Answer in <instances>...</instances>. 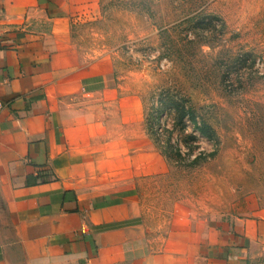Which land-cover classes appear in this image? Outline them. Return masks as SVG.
<instances>
[{
  "label": "crops",
  "instance_id": "crops-1",
  "mask_svg": "<svg viewBox=\"0 0 264 264\" xmlns=\"http://www.w3.org/2000/svg\"><path fill=\"white\" fill-rule=\"evenodd\" d=\"M96 1L0 0V201L25 263L264 264V207L215 221L146 200L139 104L71 37Z\"/></svg>",
  "mask_w": 264,
  "mask_h": 264
},
{
  "label": "rangeland",
  "instance_id": "rangeland-1",
  "mask_svg": "<svg viewBox=\"0 0 264 264\" xmlns=\"http://www.w3.org/2000/svg\"><path fill=\"white\" fill-rule=\"evenodd\" d=\"M73 19L79 51L108 58L120 90L139 104L143 164L149 154L158 163L157 177L142 180L146 200L215 221L264 207V0H97ZM163 97L185 103L215 140L188 122L174 127ZM163 127L182 160L169 161L154 144L164 143ZM189 134L196 141L187 158ZM0 251L11 264H26L1 201Z\"/></svg>",
  "mask_w": 264,
  "mask_h": 264
},
{
  "label": "trees",
  "instance_id": "trees-1",
  "mask_svg": "<svg viewBox=\"0 0 264 264\" xmlns=\"http://www.w3.org/2000/svg\"><path fill=\"white\" fill-rule=\"evenodd\" d=\"M160 107L167 109L170 114L174 116L173 118V126H182L184 129L186 128L184 123L188 122L190 126L193 128L195 132H197V135L208 140V141H214L215 140V134L213 130L205 124H197L196 120L194 119L191 109L186 106L185 103L181 102V100L174 99L173 97H163L160 99ZM161 130L164 131L166 137L164 139V143H159V141H154V144L161 150V154L171 161V157H174L177 159V161L182 160L180 154L174 150L171 146L170 140V134L171 131H168L166 127H163ZM196 141V136L194 134H189L185 137V142L187 144V158L190 155V152L194 150L193 143ZM178 149V148H177ZM172 152L174 154L172 155ZM215 154L211 153L208 155H198L192 159L189 163L186 164L187 167H195L200 163L205 162L207 159L213 158Z\"/></svg>",
  "mask_w": 264,
  "mask_h": 264
}]
</instances>
